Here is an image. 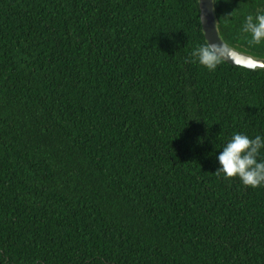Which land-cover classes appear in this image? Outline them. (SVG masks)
Masks as SVG:
<instances>
[{
    "label": "trees",
    "instance_id": "trees-1",
    "mask_svg": "<svg viewBox=\"0 0 264 264\" xmlns=\"http://www.w3.org/2000/svg\"><path fill=\"white\" fill-rule=\"evenodd\" d=\"M213 11L264 59V0ZM205 43L198 0H0V264H264V185L215 174L264 137V68Z\"/></svg>",
    "mask_w": 264,
    "mask_h": 264
},
{
    "label": "clouds",
    "instance_id": "clouds-1",
    "mask_svg": "<svg viewBox=\"0 0 264 264\" xmlns=\"http://www.w3.org/2000/svg\"><path fill=\"white\" fill-rule=\"evenodd\" d=\"M211 2L215 4L216 0ZM242 31L250 34V44H260L264 41V12L249 14ZM232 51L223 41L208 42L192 51L191 62H198L208 70L215 71L217 66L226 59H232L230 55ZM236 62L239 63V61ZM247 63L259 64L264 68V63H260L258 58L249 57ZM222 148L218 156L220 167L215 171L216 175L219 176L222 173L225 178L238 177L245 186L252 188L264 185V160H258L259 152L264 148V137L257 135L250 138L244 133L237 132Z\"/></svg>",
    "mask_w": 264,
    "mask_h": 264
},
{
    "label": "water",
    "instance_id": "water-1",
    "mask_svg": "<svg viewBox=\"0 0 264 264\" xmlns=\"http://www.w3.org/2000/svg\"><path fill=\"white\" fill-rule=\"evenodd\" d=\"M198 7L201 29L203 31L206 42L220 43L222 39L220 38L216 27L213 3L211 2V0H198ZM230 49L233 50L230 53L232 59H226L225 62L233 66H242L248 69L262 68L259 66V64L249 65L247 63L248 58L252 57L251 55L240 52L232 47H230ZM236 61H239V63H237ZM259 61L260 63H264V59H259Z\"/></svg>",
    "mask_w": 264,
    "mask_h": 264
}]
</instances>
